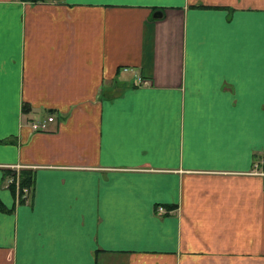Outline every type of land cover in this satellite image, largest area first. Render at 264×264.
<instances>
[{
  "label": "crops",
  "instance_id": "crops-1",
  "mask_svg": "<svg viewBox=\"0 0 264 264\" xmlns=\"http://www.w3.org/2000/svg\"><path fill=\"white\" fill-rule=\"evenodd\" d=\"M0 204V264H264V0H0Z\"/></svg>",
  "mask_w": 264,
  "mask_h": 264
},
{
  "label": "trees",
  "instance_id": "trees-1",
  "mask_svg": "<svg viewBox=\"0 0 264 264\" xmlns=\"http://www.w3.org/2000/svg\"><path fill=\"white\" fill-rule=\"evenodd\" d=\"M28 1H42V0H28ZM21 109L27 111L29 106L27 104L22 103ZM4 178H6V184L8 188L15 194V197H19L18 200H23L24 196H27L31 191L32 186V170L28 168H12L7 166L4 168L3 172ZM26 190H22V188ZM0 207L2 205L0 204Z\"/></svg>",
  "mask_w": 264,
  "mask_h": 264
},
{
  "label": "built area",
  "instance_id": "built-area-1",
  "mask_svg": "<svg viewBox=\"0 0 264 264\" xmlns=\"http://www.w3.org/2000/svg\"><path fill=\"white\" fill-rule=\"evenodd\" d=\"M137 81L139 83H145L147 82V79H144V78H140L139 76H137ZM53 114H46L45 116L43 117H39V118H36V119H32L28 122V125L30 127V129L32 130H43L46 128V123L48 121H52L53 120ZM22 190L24 191L25 188L23 187ZM156 209L158 211L161 210V206L160 205H157L156 206Z\"/></svg>",
  "mask_w": 264,
  "mask_h": 264
},
{
  "label": "rangeland",
  "instance_id": "rangeland-1",
  "mask_svg": "<svg viewBox=\"0 0 264 264\" xmlns=\"http://www.w3.org/2000/svg\"><path fill=\"white\" fill-rule=\"evenodd\" d=\"M118 90V88H115V90L114 91H117Z\"/></svg>",
  "mask_w": 264,
  "mask_h": 264
}]
</instances>
